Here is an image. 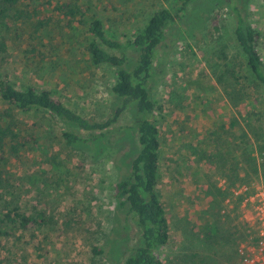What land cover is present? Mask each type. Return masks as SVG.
Instances as JSON below:
<instances>
[{"label": "rangeland", "instance_id": "1", "mask_svg": "<svg viewBox=\"0 0 264 264\" xmlns=\"http://www.w3.org/2000/svg\"><path fill=\"white\" fill-rule=\"evenodd\" d=\"M233 7L261 34L264 60V0H193L156 51L149 90L170 227L159 256L167 264H238L254 240L247 212L224 201L236 187L264 185V153L247 143L257 132L264 148V88L236 40ZM161 8L178 9L173 0H0V72L18 89L49 90L105 121L118 103L116 74L92 64L89 25L102 21L111 39L127 45ZM2 116L18 123L20 135L0 143V264H124L141 237L115 198L141 149L132 115L95 145L73 147L62 137L70 128L49 113L13 110L0 99V126ZM8 214L15 223L3 222Z\"/></svg>", "mask_w": 264, "mask_h": 264}, {"label": "trees", "instance_id": "2", "mask_svg": "<svg viewBox=\"0 0 264 264\" xmlns=\"http://www.w3.org/2000/svg\"><path fill=\"white\" fill-rule=\"evenodd\" d=\"M173 1L178 8L176 13L168 8L157 10L148 22L136 31L127 45L111 39L102 21L96 19L89 25L90 37L86 51L92 64L114 68L116 74L112 93L118 103L112 117L105 121L81 115L49 90L39 89L30 84L18 89L8 73L0 72V99L13 110L24 113L31 110L42 111L58 118L70 128L62 129V137L67 145L72 147L95 145L99 138L111 133L113 126L124 113L129 112L132 115L133 126L130 129L137 135L141 149L131 162L128 176L116 184L115 198L121 209H127L128 213L133 214L134 224L139 229L141 237L124 264H167L159 256L160 250L169 244L170 227L165 206L158 192L161 141L156 119L157 102L152 98L149 87L156 51L162 43L166 28L177 18L182 19L185 16L187 6L193 0ZM233 10L236 18L234 34L246 59V66L255 85L259 84L264 88V60L259 49L261 34L247 24L237 7H233ZM0 49H5V45L2 44ZM109 50L120 51L121 55L112 54ZM7 116L13 117L12 114ZM4 123L0 126V143L8 139L12 141L17 139L20 135V131L15 132L18 123L13 119L8 122L4 120ZM253 137L255 142H251V138L247 141L250 149L253 151V148L259 145L257 152L264 153L257 132ZM248 149L246 156L249 161L252 153ZM261 167H264V163ZM252 169L258 174L257 167ZM228 197L230 198L228 204H235L236 209L242 208L244 213L247 212L242 207L243 197L234 198L231 191L225 195L224 201ZM17 217L21 218L24 228L31 227L32 220L29 217L22 215ZM4 221L16 222L10 214L5 216ZM249 224L253 236L255 231L253 225L250 222ZM241 263L242 261L238 264Z\"/></svg>", "mask_w": 264, "mask_h": 264}, {"label": "built area", "instance_id": "3", "mask_svg": "<svg viewBox=\"0 0 264 264\" xmlns=\"http://www.w3.org/2000/svg\"><path fill=\"white\" fill-rule=\"evenodd\" d=\"M232 195L243 197L242 207L247 210L248 221L255 231L253 243L241 264H264V185L240 186L232 191Z\"/></svg>", "mask_w": 264, "mask_h": 264}]
</instances>
